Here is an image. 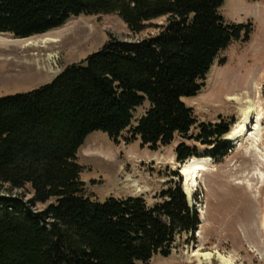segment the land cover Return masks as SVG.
I'll return each mask as SVG.
<instances>
[{"label":"trees","instance_id":"obj_1","mask_svg":"<svg viewBox=\"0 0 264 264\" xmlns=\"http://www.w3.org/2000/svg\"><path fill=\"white\" fill-rule=\"evenodd\" d=\"M223 3L0 0V34L16 39L47 34L80 16L117 15L133 34L166 18L154 37L128 43L110 36L51 84L0 99V264H149L170 256L177 238L196 232L199 214L178 173L153 206L139 196L99 203L86 194L77 155L95 131L114 144L128 132L124 142L139 140L151 151L179 137L212 148L207 155L215 162L228 154L231 123H197L183 102L200 92L221 52L249 41L252 25H226ZM174 152L179 164L199 158L183 142ZM27 187L29 200L13 193Z\"/></svg>","mask_w":264,"mask_h":264},{"label":"rangeland","instance_id":"obj_2","mask_svg":"<svg viewBox=\"0 0 264 264\" xmlns=\"http://www.w3.org/2000/svg\"><path fill=\"white\" fill-rule=\"evenodd\" d=\"M220 14L226 25L250 23L249 41L234 42L221 52L200 92L183 102L192 109L197 123H231L230 133L241 124L242 112L251 103L253 117L258 114L253 118L257 131H249L236 142L225 136L231 148L218 162L207 155L212 148L193 140L175 137L171 145L151 151L139 140L124 142L130 137L128 132L114 144L95 131L77 155L87 195L99 203L111 197L139 196L148 206L158 202L167 183L178 180L173 173H178L187 194L181 174L187 160L183 165L175 161L177 144L195 147L206 160L187 194L199 214L196 232L177 238L170 256H155L149 264H220L221 258L232 264H264V0H224ZM165 23L166 18H159L146 31L133 34L117 15L80 16L38 37L16 39L0 34V99L51 84L67 67L97 53L110 36L121 42H140L156 36ZM221 60L223 64H219ZM146 107L135 112L134 121ZM196 134L194 129L189 136ZM13 193L24 194L26 200L32 197L29 187ZM3 194L4 187H0Z\"/></svg>","mask_w":264,"mask_h":264},{"label":"bare ground","instance_id":"obj_3","mask_svg":"<svg viewBox=\"0 0 264 264\" xmlns=\"http://www.w3.org/2000/svg\"><path fill=\"white\" fill-rule=\"evenodd\" d=\"M254 109V106L250 103L249 106H247L245 110H243L241 124L236 126L227 137L230 142H236L239 139L244 138V136L249 131H257V123H253V118L255 119V116H257L258 114L253 117ZM205 162V159L192 158L186 161L182 166V175L185 178L186 192L188 195L190 194V186L194 184L196 171H201L202 166L205 165ZM205 256V259L209 261L210 255L206 254ZM220 264L232 263L221 258Z\"/></svg>","mask_w":264,"mask_h":264}]
</instances>
